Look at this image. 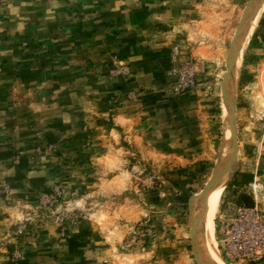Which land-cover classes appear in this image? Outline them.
Returning <instances> with one entry per match:
<instances>
[{
	"label": "rangeland",
	"instance_id": "1",
	"mask_svg": "<svg viewBox=\"0 0 264 264\" xmlns=\"http://www.w3.org/2000/svg\"><path fill=\"white\" fill-rule=\"evenodd\" d=\"M252 2L0 0V264H204L191 202L232 163L218 246L226 205L264 206Z\"/></svg>",
	"mask_w": 264,
	"mask_h": 264
},
{
	"label": "bare ground",
	"instance_id": "2",
	"mask_svg": "<svg viewBox=\"0 0 264 264\" xmlns=\"http://www.w3.org/2000/svg\"><path fill=\"white\" fill-rule=\"evenodd\" d=\"M248 12H249L248 16L241 30L240 38L238 39V42L235 47L236 50L234 51V54H236V59L233 60L234 64H232L233 65L232 67H235L236 70H238L242 64L244 52L251 40V37L256 27L259 25L260 19L262 18V15L264 13V0H253V2L250 4ZM228 83H230V81H228ZM227 85L229 87V84ZM226 142H227L226 143L227 147L223 148V151L224 149H227V148L229 150L231 146V143H232L231 133L227 137ZM225 152H223V154ZM221 157L222 158L220 160L227 159L222 155ZM227 161H229L227 163L233 162L231 161V158H228ZM221 162L223 163V161ZM232 164L226 171H222L219 177H217V174H216L215 176L216 178L212 180V183H210L209 188L207 190L205 189L206 190L204 191L205 193L204 194L202 193L203 194L202 197L199 196L198 198L192 200L191 202L190 210H192V224L194 228L195 238L197 240V249L204 261L203 262L204 264H226L222 258L221 250L218 246V243L215 237L216 228H215L214 219H215V214L218 210V206L221 200V195L223 191L225 190L224 181L228 176L231 175L232 169L234 167V163ZM220 165L224 166L223 164H220Z\"/></svg>",
	"mask_w": 264,
	"mask_h": 264
},
{
	"label": "built area",
	"instance_id": "3",
	"mask_svg": "<svg viewBox=\"0 0 264 264\" xmlns=\"http://www.w3.org/2000/svg\"><path fill=\"white\" fill-rule=\"evenodd\" d=\"M195 78L193 65L177 70L175 91L188 87ZM219 246L224 258L242 264H264V206L233 203L219 218Z\"/></svg>",
	"mask_w": 264,
	"mask_h": 264
}]
</instances>
